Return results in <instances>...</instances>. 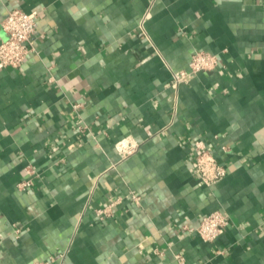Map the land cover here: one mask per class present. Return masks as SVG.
Instances as JSON below:
<instances>
[{
    "label": "crops",
    "instance_id": "0c3cea01",
    "mask_svg": "<svg viewBox=\"0 0 264 264\" xmlns=\"http://www.w3.org/2000/svg\"><path fill=\"white\" fill-rule=\"evenodd\" d=\"M15 7L39 15L0 69V264H264V0H0V41ZM194 51L216 65L171 85ZM214 210L215 240L187 230Z\"/></svg>",
    "mask_w": 264,
    "mask_h": 264
},
{
    "label": "built area",
    "instance_id": "2783aa9c",
    "mask_svg": "<svg viewBox=\"0 0 264 264\" xmlns=\"http://www.w3.org/2000/svg\"><path fill=\"white\" fill-rule=\"evenodd\" d=\"M39 13L36 10L31 12L23 11L20 8L7 10L1 22V27L6 37L0 41V69L11 66L19 67L24 62L29 52L28 43L35 32L37 17ZM142 26V25H141ZM142 28V27H141ZM217 63V57L205 51H194L191 55L189 67L187 69L172 71L170 84L178 86L181 83L191 80L199 71L212 69ZM195 149L193 171L200 180L207 186L221 181L227 173V168L214 154L208 149L207 143L202 138L193 141ZM224 148V147H223ZM29 176L35 173L30 166L26 169ZM30 177L23 179L18 183L21 190L30 187ZM137 199V197L134 196ZM109 207L97 209L99 217L103 214L108 215ZM228 215L220 210H214L205 214L196 227H189V232H195L205 241L215 240L228 225ZM259 229L264 234V222L259 225ZM15 232L18 229L14 230ZM63 264L64 253H60ZM179 264H186L181 254L176 255ZM34 264H45L44 262H35Z\"/></svg>",
    "mask_w": 264,
    "mask_h": 264
}]
</instances>
